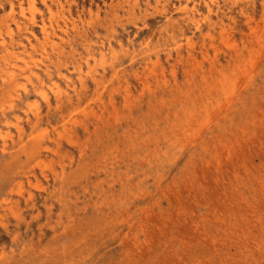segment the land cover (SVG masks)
Returning <instances> with one entry per match:
<instances>
[{
	"label": "rangeland",
	"instance_id": "374dc122",
	"mask_svg": "<svg viewBox=\"0 0 264 264\" xmlns=\"http://www.w3.org/2000/svg\"><path fill=\"white\" fill-rule=\"evenodd\" d=\"M31 2L0 0V264H264V0Z\"/></svg>",
	"mask_w": 264,
	"mask_h": 264
},
{
	"label": "bare ground",
	"instance_id": "6f19581e",
	"mask_svg": "<svg viewBox=\"0 0 264 264\" xmlns=\"http://www.w3.org/2000/svg\"><path fill=\"white\" fill-rule=\"evenodd\" d=\"M30 2L32 1V0H29ZM41 1H43V3L46 1V0H41ZM59 1V0H58ZM209 1V0H208ZM19 2V1H18ZM28 2V1H27ZM52 2V1H51ZM9 3V2H8ZM11 3H12V1H11ZM33 2H31L30 4H32ZM76 3V2H75ZM203 3V2H202ZM263 3V2H262ZM59 4V3H58ZM71 4V3H70ZM264 4V3H263ZM12 5V4H11ZM21 5V4H20ZM56 5V4H55ZM69 5V4H68ZM167 5V4H166ZM30 6V5H29ZM206 6V5H205ZM31 8H32V6H30ZM34 7V6H33ZM46 7V6H45ZM58 8H61V10H62V7L61 6H59ZM68 8V7H67ZM66 8V9H67ZM207 8V7H206ZM11 11L13 10V7L11 6L10 8H9ZM23 9V8H22ZM21 9V10H22ZM64 9V8H63ZM66 9H64L65 11H66ZM209 9V8H208ZM216 9V8H215ZM15 10V9H14ZM32 10L34 11V9L32 8ZM31 10V11H32ZM45 10H46V8H45ZM207 10V9H206ZM217 10V9H216ZM19 11V10H18ZM23 11V10H22ZM21 11V12H22ZM27 11L29 12V10L27 9ZM33 11H32V13L31 14H33ZM47 11V10H46ZM48 11H49V13L51 12V10H49L48 9ZM55 11V10H54ZM63 11V10H62ZM67 11H69V10H67ZM83 11V10H82ZM13 12V11H12ZM39 12V11H38ZM58 12H60V10L58 11ZM185 12V11H184ZM218 12V11H217ZM7 13V12H6ZM24 13V12H23ZM47 13V12H46ZM52 13H54V12H52ZM51 13V14H52ZM64 13V12H63ZM69 13V12H68ZM72 13V12H71ZM193 13V12H192ZM55 14V13H54ZM60 14V13H59ZM58 14V15H59ZM67 14V13H66ZM56 15V14H55ZM64 15V14H63ZM68 15V14H67ZM54 15L52 14V18H51V20L53 21V17ZM69 16H70V14H69ZM69 16H68V18H69ZM91 16V15H90ZM79 17V16H78ZM186 17V16H185ZM202 17V16H201ZM13 18V17H12ZM25 18V17H24ZM31 18H32V16H31ZM60 18V17H59ZM84 18V17H83ZM14 19V18H13ZM29 19H30V17H29ZM49 19V18H48ZM56 19V18H55ZM61 19V18H60ZM65 19V18H64ZM70 19H71V17H70ZM202 19V18H201ZM56 20H58V19H56ZM66 20V19H65ZM73 20V19H72ZM47 21H49V20H47ZM60 22H62L61 20H59ZM66 21H68V20H66ZM193 21V20H192ZM27 22H28V20H27ZM31 22H34V21H32L31 20ZM56 22V21H55ZM58 22V21H57ZM56 22V23H57ZM69 22V21H68ZM75 22V21H74ZM196 22V21H195ZM14 23H16V22H14ZM20 23V22H19ZM18 23V24H19ZM59 23V22H58ZM58 23H57V25H58ZM64 23V22H63ZM71 23V22H70ZM197 23V22H196ZM52 24V23H51ZM73 24V23H72ZM78 24V23H77ZM168 24V23H167ZM16 25H17V23H16ZM23 25V24H22ZM49 25V24H48ZM55 25V24H54ZM62 25V24H61ZM38 26V25H37ZM51 26V25H50ZM63 27H64V25H62ZM61 26V27H62ZM71 26V25H70ZM49 27V26H48ZM56 27V26H55ZM76 27V26H75ZM197 27V26H196ZM50 28V31H48V28H47V26H45L44 24L42 25V27H41V31H40V33L43 35V40L42 41H44L45 43H50L52 46H55V44H54V39L55 38H58L59 40H62V38L61 37H59L58 35L59 34H55V31H54V29L52 28V27H49ZM66 28V27H65ZM69 28V27H68ZM77 28V27H76ZM57 29L59 30V26L57 27ZM56 30V29H55ZM211 30V29H210ZM25 31V30H24ZM27 31V30H26ZM36 31V30H35ZM60 31V33H62V34H65L66 33V30H62V29H60L59 30ZM29 32V31H28ZM67 32H69V31H67ZM11 33V32H10ZM9 34V33H8ZM25 35V34H24ZM30 35H32V34H30ZM61 35V34H60ZM67 35V34H66ZM63 36V35H62ZM9 37H10V35H9ZM8 37V38H9ZM19 37V36H18ZM33 37V36H32ZM20 38V37H19ZM54 38V39H53ZM187 38V37H186ZM25 39H26V36H25ZM36 39V38H35ZM35 39H33L34 41H35ZM190 39V38H189ZM22 40V39H21ZM29 40V39H28ZM2 41V40H1ZM4 41V40H3ZM25 41V40H24ZM64 41V40H63ZM27 42V41H26ZM5 43V42H4ZM3 42H0V48L1 47H3V48H5V44H4ZM17 42H15V44H16ZM66 43V42H65ZM20 44V43H19ZM17 45V44H16ZM31 45V44H30ZM40 45V44H39ZM45 45V44H44ZM84 45V44H83ZM24 46V45H23ZM33 46V45H32ZM48 46V45H47ZM90 46V45H89ZM9 47H11V46H9ZM19 47H21V46H19ZM51 47V46H50ZM49 47V48H50ZM63 47V46H62ZM13 48V47H12ZM17 48V47H16ZM33 48V47H32ZM59 48V47H58ZM97 48V47H96ZM15 49V48H14ZM24 49H25V47H24ZM30 49V48H29ZM41 49L43 50V54H46V53H44L45 52V50H44V47L43 46H41ZM48 49V48H47ZM16 50V49H15ZM12 51H13V49H12ZM6 52H7V50H6ZM14 52V51H13ZM16 52V51H15ZM98 52V51H97ZM116 52V51H115ZM10 53V52H9ZM21 53V52H20ZM29 55V54H28ZM39 55V54H38ZM133 55V54H132ZM12 56V55H11ZM14 56V55H13ZM51 56V55H50ZM15 58V61L16 60H18V61H21L22 63H23V65H24V69L23 70H26L27 72H28V74H26L27 75V77L25 76V78L24 79H26L27 81L30 79L29 78V76H34L35 77V79H37L36 78V74L33 72V68L35 67L36 68V62H32L31 63V65H32V68H29V67H27V66H29L28 65V62H27V60H26V56H22V55H16V56H14ZM29 57V56H28ZM39 57H41V56H39ZM44 57V56H43ZM49 57V56H48ZM233 57V56H232ZM46 58H47V56H46ZM51 58V57H50ZM32 59V58H31ZM87 59V58H86ZM144 59V58H143ZM6 60V59H5ZM26 60V61H25ZM133 60V59H132ZM37 61V60H36ZM86 61V60H85ZM2 62V61H1ZM11 62H12V60H11ZM17 62V61H16ZM38 62V61H37ZM42 62V61H41ZM62 62V61H61ZM78 62V61H77ZM4 63V62H3ZM19 63V62H18ZM8 64V63H7ZM13 64V63H12ZM40 64V63H39ZM15 66H16V64H14ZM43 65V64H42ZM60 65V64H59ZM145 65V64H144ZM62 66V65H61ZM7 67V66H6ZM18 67V66H17ZM60 67V66H59ZM21 68V67H20ZM38 68V67H37ZM18 69H19V67H18ZM11 70V69H10ZM22 70V71H23ZM115 70V69H114ZM43 71V70H42ZM26 72V73H27ZM57 72V71H56ZM15 73H17V72H15ZM15 73L13 72V71H11L10 73L9 72H6L5 74H4V77L6 78V80H5V82L6 81H10L11 83L12 82H14L15 81ZM42 73V72H41ZM44 73V72H43ZM51 73V72H50ZM58 73V72H57ZM21 74V73H20ZM48 74H49V72H48ZM56 74V73H55ZM25 75V74H24ZM80 75V74H79ZM143 75V74H142ZM17 76V75H16ZM61 76H63V75H61ZM64 77V76H63ZM123 77V76H122ZM4 78V79H5ZM22 78V77H21ZM65 78H67V77H65ZM64 78V79H65ZM134 78V77H133ZM63 79V80H64ZM25 80V81H26ZM41 80V79H40ZM67 80V79H66ZM2 82V81H1ZM30 82V81H29ZM32 82V81H31ZM30 82V83H31ZM38 82H40V81H38ZM24 83V82H23ZM28 83V82H27ZM84 83V82H83ZM14 84V83H13ZM18 84V83H17ZM57 84V83H56ZM10 85V84H9ZM39 85V84H38ZM32 86V85H31ZM36 86V85H35ZM82 86V85H81ZM0 87H1V85H0ZM10 87V86H9ZM17 87V86H16ZM18 88H20V86L18 87ZM35 88V87H34ZM51 88V87H50ZM58 88V87H57ZM15 89V88H14ZM21 90V89H20ZM36 90V89H35ZM39 90V89H38ZM37 90V93L39 92H41L40 90L38 91ZM54 90L56 91V89L54 88ZM53 90V91H54ZM61 90V89H60ZM65 90V89H64ZM15 91V90H14ZM25 91H26V89H25ZM43 91V90H42ZM62 91V90H61ZM45 92V91H44ZM67 92V91H66ZM38 93V96H40V94ZM55 93H59V92H55ZM62 93H63V91H62ZM78 93V92H77ZM100 93V92H99ZM34 94H36V93H34ZM54 94V93H53ZM60 94V93H59ZM18 95V94H17ZM20 95H21V93H20ZM41 95L42 96H40V98L41 97H43V98H45L44 96V93L42 94L41 93ZM44 95V96H43ZM58 95V94H57ZM61 95V94H60ZM63 95V94H62ZM59 96V95H58ZM13 98H15V92H14V97ZM17 98V97H16ZM11 99V98H10ZM56 99V98H55ZM59 99V98H58ZM9 100V99H8ZM20 100V99H19ZM46 100V99H45ZM98 100V99H97ZM65 101V100H64ZM97 102V101H96ZM101 102V101H100ZM110 102V101H109ZM10 103V102H9ZM66 103V102H65ZM76 103V102H75ZM11 104H12V102H11ZM54 105V104H53ZM102 105V104H101ZM77 106V105H76ZM5 107V106H4ZM8 107V106H7ZM7 107H6V109H7ZM34 107V106H33ZM3 108V107H2ZM87 109V108H86ZM3 110V109H2ZM79 110V109H78ZM4 111V110H3ZM28 111H29V109H28ZM85 111V110H84ZM2 112V111H1ZM0 112V113H1ZM77 114H79V113H77ZM35 115V114H34ZM2 116V115H1ZM26 116V115H25ZM36 116V115H35ZM85 116V115H84ZM71 117V116H70ZM97 117V116H96ZM3 121V120H2ZM66 121H68V120H66ZM37 122V121H36ZM6 124V123H5ZM33 124V123H32ZM35 124H37V123H35ZM17 125V124H16ZM14 127V126H13ZM20 128V127H19ZM18 128V129H19ZM20 131V130H19ZM18 131V132H19ZM36 132V131H35ZM0 134H2V133H0ZM21 135V134H20ZM16 137V136H15ZM20 137V136H19ZM71 142V141H70ZM69 143V142H68ZM38 162V161H37ZM40 166V165H39ZM49 167V166H48ZM18 190V189H17Z\"/></svg>",
	"mask_w": 264,
	"mask_h": 264
}]
</instances>
